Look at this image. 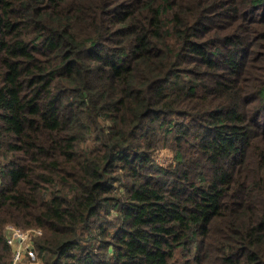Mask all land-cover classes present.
Wrapping results in <instances>:
<instances>
[{
  "label": "trees",
  "instance_id": "obj_1",
  "mask_svg": "<svg viewBox=\"0 0 264 264\" xmlns=\"http://www.w3.org/2000/svg\"><path fill=\"white\" fill-rule=\"evenodd\" d=\"M6 225L20 264H264V0H0L13 264Z\"/></svg>",
  "mask_w": 264,
  "mask_h": 264
},
{
  "label": "built area",
  "instance_id": "obj_2",
  "mask_svg": "<svg viewBox=\"0 0 264 264\" xmlns=\"http://www.w3.org/2000/svg\"><path fill=\"white\" fill-rule=\"evenodd\" d=\"M5 231L7 243L13 248L14 251L13 264H17V262L20 260V258L25 252H27L31 257H33L32 238L34 235L40 234L39 229H28L26 231H22L19 228L13 227L12 225H6ZM26 240H28L27 245H25Z\"/></svg>",
  "mask_w": 264,
  "mask_h": 264
},
{
  "label": "rangeland",
  "instance_id": "obj_3",
  "mask_svg": "<svg viewBox=\"0 0 264 264\" xmlns=\"http://www.w3.org/2000/svg\"><path fill=\"white\" fill-rule=\"evenodd\" d=\"M27 242H28V240H26L25 241V245H27ZM27 248V247H26ZM28 249H30V248H28ZM25 254H28L27 252H25L23 255H22V257L20 258V260L17 262V264H20V262H21V260H22V258L24 257V255ZM32 255H33V259H35V258H38L36 255H35V253L33 252V250H32ZM37 260V259H36Z\"/></svg>",
  "mask_w": 264,
  "mask_h": 264
}]
</instances>
